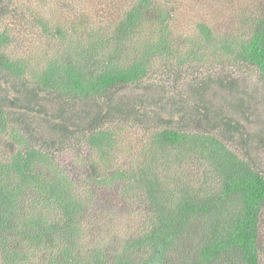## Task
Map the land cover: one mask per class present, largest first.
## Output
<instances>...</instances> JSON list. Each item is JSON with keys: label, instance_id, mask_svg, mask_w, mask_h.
<instances>
[{"label": "trees", "instance_id": "obj_1", "mask_svg": "<svg viewBox=\"0 0 264 264\" xmlns=\"http://www.w3.org/2000/svg\"><path fill=\"white\" fill-rule=\"evenodd\" d=\"M19 1L0 0V264H261L264 99L230 71L264 89V14L235 38L199 25L183 49L156 0L98 27ZM107 187L130 208L121 230L88 219Z\"/></svg>", "mask_w": 264, "mask_h": 264}, {"label": "rangeland", "instance_id": "obj_2", "mask_svg": "<svg viewBox=\"0 0 264 264\" xmlns=\"http://www.w3.org/2000/svg\"><path fill=\"white\" fill-rule=\"evenodd\" d=\"M34 1L36 2V0H31V2L29 0H20L19 6L25 4L26 7L34 10ZM131 1L48 0L46 7H51V11H55L54 13L56 14H60L61 10L67 7V10L62 15V23L64 20L67 22L72 21L75 18L74 12L83 11L88 18L89 25L92 24L98 27L100 25L106 26L109 22L120 18L122 13L127 10ZM156 2L173 9L174 21L171 25V31L179 39L177 40L178 44L182 43L183 40V49L184 40H195L200 36L199 25L208 26L216 39L235 38L242 36L244 32L246 33L247 27L249 26L248 19L250 17L264 14V0H156ZM43 9H45V6ZM16 49L22 55H25L28 51L27 48L21 45H18ZM230 73L234 77H240L252 90L260 93L262 99H264V89L254 87L258 81L255 72L246 67H242L240 70H232ZM152 78L155 81L160 79L158 76H153ZM257 111L259 114L257 121L264 122V110L257 105L255 111L256 119ZM140 137L141 134L134 128L129 129L126 134L124 146L127 147L128 153L132 154L133 157H136L137 152H140L142 149V144L139 142L142 141ZM74 156L73 153L66 152L58 156L56 161L63 169L67 170L68 175L74 180L83 174L82 179L79 181L83 184L86 171L76 165ZM258 157L264 166V155L260 153ZM96 193L98 195L92 198L93 201L87 207L88 219L91 220L95 217L97 221L102 220L108 222V228L113 229L115 225L116 228L114 230L116 231L126 228V225L129 224L124 219L129 216L130 208L124 203L117 188H100L97 189ZM120 220H123L125 223H122ZM262 232L263 238L261 245L263 252L261 255V264H264V227Z\"/></svg>", "mask_w": 264, "mask_h": 264}]
</instances>
